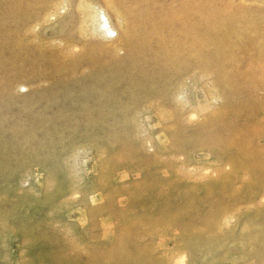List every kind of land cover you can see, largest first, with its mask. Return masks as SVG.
<instances>
[{"label":"rangeland","instance_id":"374dc122","mask_svg":"<svg viewBox=\"0 0 264 264\" xmlns=\"http://www.w3.org/2000/svg\"><path fill=\"white\" fill-rule=\"evenodd\" d=\"M263 43L264 0H0V264H264Z\"/></svg>","mask_w":264,"mask_h":264},{"label":"bare ground","instance_id":"6f19581e","mask_svg":"<svg viewBox=\"0 0 264 264\" xmlns=\"http://www.w3.org/2000/svg\"><path fill=\"white\" fill-rule=\"evenodd\" d=\"M43 1V0H42ZM79 1V0H78ZM108 2V1H107ZM144 3V2H143ZM57 4V3H56ZM79 4H80V2H79ZM39 5V4H38ZM135 5V4H134ZM100 6V5H99ZM83 7V6H82ZM107 7V6H106ZM106 7H98V9H99V12L98 13H95V15H96V17L98 18V20H99V28H100V30H101V32H102V34L106 37V38H108V39H114V38H117L119 35H120V33H121V31H120V29L114 24V22H113V20H112V18H111V15H110V12H109V10L106 8ZM109 7V6H108ZM211 7H213V6H211ZM211 7H208V13L206 14L207 15V17H208V20L207 21H204L202 24H201V26H195V29H194V33H193V35L188 39V42H187V47H188V49H189V51H190V53H191V55H195L196 57L197 56H199L200 55V50H201V48L202 47H204V42H205V44H207L208 43V38H210V37H212V36H214V35H216V32H217V29H219V30H221L222 28H224V31L226 30L225 28L227 27V26H229V25H227L226 27H222V28H219V26H218V23H216L215 21L214 22H212L214 19H217V17H218V15L220 14V12L219 11H214V9L213 8H211ZM14 8V7H13ZM46 8H48V7H46ZM111 8V7H110ZM109 8V9H110ZM215 8V7H214ZM15 9V8H14ZM112 9V8H111ZM110 9V10H111ZM204 9V8H203ZM217 9V8H216ZM190 10V9H189ZM188 10V11H189ZM192 10V9H191ZM199 10V9H198ZM218 10V9H217ZM97 11V10H96ZM141 11V10H140ZM205 11V10H204ZM45 12V11H44ZM120 12V11H119ZM140 13V12H139ZM113 14H114V12H113ZM163 17V16H162ZM97 20V21H98ZM145 20V19H144ZM146 21V20H145ZM140 22V21H139ZM149 22V21H148ZM166 23V22H165ZM122 24V23H121ZM196 24V23H195ZM28 26V25H27ZM141 26V25H140ZM156 26H157V24H156ZM155 26V27H156ZM160 26V25H159ZM167 27H169L168 25H167ZM193 27V26H192ZM25 28H26V26H25ZM154 28V27H153ZM229 28V27H228ZM166 29V28H165ZM164 29V30H165ZM132 30V29H131ZM28 31V30H27ZM170 31V30H169ZM183 31V30H182ZM193 31V30H192ZM157 32V31H156ZM187 32H189L188 30H187ZM140 33H142V32H140ZM146 33V32H145ZM160 33V32H159ZM163 33V32H162ZM153 34V33H152ZM156 34V33H155ZM129 36V35H128ZM127 38V37H126ZM182 38V37H181ZM120 39V38H119ZM143 39V38H142ZM146 39V38H145ZM159 39V38H158ZM178 39V38H177ZM186 39V38H185ZM147 40V39H146ZM133 41V40H132ZM154 41V40H153ZM156 41V40H155ZM178 41V40H177ZM9 42V41H8ZM141 42H142V40H141ZM146 42V41H145ZM161 42H162V40H161ZM133 43V42H132ZM163 43V42H162ZM255 43V42H254ZM13 45V44H12ZM144 45V44H143ZM156 45H158V44H156ZM167 45H169V44H167ZM148 46V45H147ZM257 46H258V44L256 43V45H255V47L257 48ZM262 46L264 47V43L262 44ZM120 47V46H119ZM184 47V46H183ZM186 47V48H187ZM134 49V48H133ZM146 49H147V47H146ZM157 49V48H156ZM10 50V49H9ZM130 50V49H129ZM185 50V49H184ZM187 50V49H186ZM145 51V50H144ZM133 52V51H132ZM170 53V52H169ZM264 53V52H263ZM177 54V53H176ZM183 54V53H182ZM144 55V54H143ZM159 56V55H158ZM184 56V55H183ZM144 57V56H143ZM138 59V58H137ZM129 60V59H128ZM127 60V61H128ZM13 61V60H12ZM184 62V61H183ZM262 62L264 63V58H263V60H262ZM176 63V62H175ZM174 63V64H175ZM116 64V63H115ZM179 64V63H178ZM125 66V65H124ZM148 67V66H147ZM176 68H177V66H176ZM161 69V68H160ZM186 69V68H185ZM188 69V68H187ZM104 70V69H103ZM148 71V70H147ZM152 71H153V69H152ZM174 71H176V70H174ZM184 72V71H183ZM150 73V72H149ZM125 74V73H124ZM178 74V73H177ZM167 76V75H166ZM147 77V76H146ZM104 79V78H103ZM144 81V80H143ZM172 81V80H171ZM163 82V81H162ZM168 84V83H167ZM132 85V84H131ZM23 88H26V86L25 85H23L22 86ZM166 87H168V86H166ZM173 87V86H172ZM175 87V86H174ZM173 90V89H172ZM172 90H171V92H172ZM15 92V91H14ZM169 95V94H168ZM136 107V106H135ZM20 134V133H19ZM161 138V137H160ZM16 139V138H15ZM166 140V139H165ZM164 141V140H163ZM63 158V157H62ZM36 166V165H35ZM37 167V166H36ZM98 176V175H97ZM66 179V178H65ZM100 179V178H99ZM97 181V180H96ZM17 183V182H16ZM92 183V182H91ZM98 183V182H97ZM18 184V183H17ZM91 185V184H90ZM93 185V184H92ZM19 187V186H18ZM90 189V188H89ZM251 224H254V223H251ZM256 224V223H255ZM259 224V223H258ZM263 224V223H262ZM264 226V225H263ZM253 226H251L249 223L248 224H245L244 225V227H243V229H242V231H243V235L242 236H240V238H238L237 237V239L240 241V242H242L243 243V241L246 239V238H249V236L252 234V231H253V228H252ZM255 227V226H254ZM239 232V231H238ZM238 234H240V233H238ZM259 234V233H258ZM261 234H262V232H261ZM114 236V235H113ZM198 238H200V236H198ZM189 239L188 240V243H190V245H191V248H192V250L195 252L193 255V257H194V259H193V262H192V264H209V262L206 260V259H204L203 257H201L200 259H199V255H198V253H202V252H206L207 250H210V251H212L211 249H210V242L211 243H213L214 241H207V240H205V239H203V238H200V239ZM222 239H223V237H222ZM224 239H225V237H224ZM224 239L222 240V241H224ZM197 240V241H196ZM227 240V239H226ZM230 241V240H229ZM228 240H227V242H229ZM259 241V240H258ZM262 242V246L264 247V235H262V239H261V241H260V243ZM220 243H222V242H220ZM219 243V244H220ZM224 243V242H223ZM241 243V244H242ZM213 244H215V242L213 243ZM227 244V243H226ZM229 244H230V242H229ZM228 244V245H229ZM238 244H239V242H238ZM245 244H246V242H245ZM109 245H111V243H109ZM216 245V244H215ZM218 246V245H217ZM221 246V245H220ZM220 246H218V247H220ZM223 246V245H222ZM221 246V247H222ZM225 246V245H224ZM245 246V245H244ZM215 247V246H214ZM241 247V246H240ZM228 251H226V252H222L223 254H228V252H229V249H227ZM251 250V249H250ZM237 251V250H236ZM220 253V252H219ZM247 253V252H246ZM231 254V253H230ZM238 254V256H239V253H237ZM241 254V253H240ZM249 254V253H248ZM235 255V254H234ZM221 256V255H220ZM229 257V256H228ZM206 258V257H205ZM215 258V257H214ZM217 258V257H216ZM238 258V257H237ZM248 258V257H247ZM229 259V258H228ZM236 259V258H235ZM239 259V258H238ZM212 260H214V259H212ZM230 260V259H229ZM246 260V259H245ZM244 260V261H245ZM185 261H184V256H182L181 257V259L179 260V263L180 264H183ZM211 262H213V261H211ZM176 264H178V263H176ZM234 264H243V262H242V260H240V262H236V263H234ZM245 264V263H244Z\"/></svg>","mask_w":264,"mask_h":264}]
</instances>
